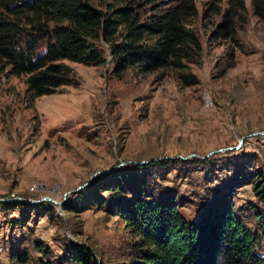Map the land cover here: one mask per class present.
I'll use <instances>...</instances> for the list:
<instances>
[{
  "label": "rangeland",
  "instance_id": "374dc122",
  "mask_svg": "<svg viewBox=\"0 0 264 264\" xmlns=\"http://www.w3.org/2000/svg\"><path fill=\"white\" fill-rule=\"evenodd\" d=\"M171 1L136 10L144 19ZM210 1L195 0L199 17L191 25L203 43L200 64L117 76L109 48L101 43L104 64L65 62L73 84L35 99L26 76L0 71V264H19L14 253L36 262L43 257L37 242L52 251L57 264H74L64 257L72 243L102 264H128L134 238L122 220L104 208H83V200L89 198V205L107 198L89 195L108 175L139 171L131 166L170 162L172 169L158 183L178 193L180 213L191 222L229 193L243 166L251 174L264 173V22L245 0L248 22L238 29L236 42H211L220 17L202 20ZM92 3L107 10L117 0ZM182 74L192 77L191 84ZM18 202L20 208L13 206ZM65 204L73 212H65ZM234 205L259 235L256 250L264 258V234L252 212L261 206L251 185L237 190Z\"/></svg>",
  "mask_w": 264,
  "mask_h": 264
},
{
  "label": "trees",
  "instance_id": "16d2710c",
  "mask_svg": "<svg viewBox=\"0 0 264 264\" xmlns=\"http://www.w3.org/2000/svg\"><path fill=\"white\" fill-rule=\"evenodd\" d=\"M139 1L117 0L116 5L103 10L92 0H0V71L10 68L12 75L26 76L28 92L35 99L73 84L72 69L65 62L104 64L101 43L109 48L117 76L135 69L154 73L182 69L186 63L200 64L203 43L191 27L199 17L195 0H172L161 12L155 7L158 13L144 19L136 7H153L158 0H142L144 5ZM251 4L253 15L264 22V0H251ZM216 17L220 23L215 24L209 40L236 42L238 29L248 22L246 1L228 0L223 8L222 0H211L202 20ZM182 78L191 84V76L182 74ZM169 163L135 165L131 168L138 172L126 169L108 175L89 195L107 193V198L102 195L89 205H85L89 198L83 200V208H104L122 220L134 238L128 264H264L256 250L259 235L247 227L234 205L237 190L251 185L261 206H253L252 212L264 234V173L251 174L243 166L228 185L229 193L218 197L191 222L180 213L183 203L178 193L158 183L165 180V170L172 169ZM62 208L70 213L75 207L65 204ZM25 219L22 226H26ZM36 249L43 255L36 262L21 253L12 257L19 264H57L51 259L52 251L38 242ZM64 257L67 263H103L73 243Z\"/></svg>",
  "mask_w": 264,
  "mask_h": 264
},
{
  "label": "water",
  "instance_id": "95a60500",
  "mask_svg": "<svg viewBox=\"0 0 264 264\" xmlns=\"http://www.w3.org/2000/svg\"><path fill=\"white\" fill-rule=\"evenodd\" d=\"M136 164H138V165H142V164H147V163H136ZM83 187H80L78 190H80V189H82ZM45 200H47V199H44L43 201H45ZM2 200H0V202H1ZM50 202H54V201H51V200H49ZM56 205H61L62 203H58V202H54Z\"/></svg>",
  "mask_w": 264,
  "mask_h": 264
}]
</instances>
